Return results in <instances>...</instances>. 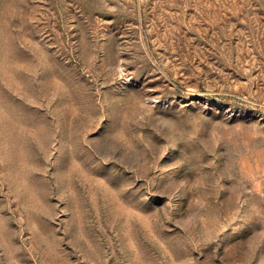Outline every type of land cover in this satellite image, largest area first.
Masks as SVG:
<instances>
[{"label": "rangeland", "instance_id": "rangeland-1", "mask_svg": "<svg viewBox=\"0 0 264 264\" xmlns=\"http://www.w3.org/2000/svg\"><path fill=\"white\" fill-rule=\"evenodd\" d=\"M0 264H264V0H0Z\"/></svg>", "mask_w": 264, "mask_h": 264}]
</instances>
